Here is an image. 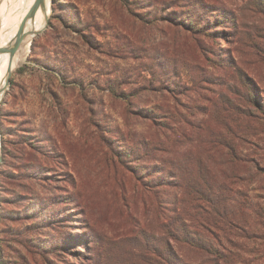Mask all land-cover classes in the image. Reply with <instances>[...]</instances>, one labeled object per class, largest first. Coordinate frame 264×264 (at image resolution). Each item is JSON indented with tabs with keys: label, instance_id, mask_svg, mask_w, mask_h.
Instances as JSON below:
<instances>
[{
	"label": "rangeland",
	"instance_id": "1",
	"mask_svg": "<svg viewBox=\"0 0 264 264\" xmlns=\"http://www.w3.org/2000/svg\"><path fill=\"white\" fill-rule=\"evenodd\" d=\"M49 1L45 27L0 95V264H120L142 241L134 225L158 227L133 172L166 176L163 163L138 155L153 132L124 98L133 112L145 107L173 125L166 112L177 110L194 123L174 124L184 128L182 153L227 105L250 108L245 81L262 104L264 0ZM251 148L264 166V134ZM249 193L264 206V183ZM257 223L264 236V214ZM258 248L246 264H264Z\"/></svg>",
	"mask_w": 264,
	"mask_h": 264
},
{
	"label": "trees",
	"instance_id": "2",
	"mask_svg": "<svg viewBox=\"0 0 264 264\" xmlns=\"http://www.w3.org/2000/svg\"><path fill=\"white\" fill-rule=\"evenodd\" d=\"M191 83L194 91L200 89L197 80ZM245 83L250 108L227 105L230 114L204 128L199 143L185 153L174 151L184 138V128L174 124L185 123L196 129L194 123L177 120V110L166 112V119L174 126L153 112L144 114L145 107H135L133 112L132 102L124 98L127 112L146 121L153 132L150 141L140 142L142 154L138 155H150L153 163H163L166 169L159 172L166 176L152 181L133 172L140 187L153 198L158 227L145 231L134 225L131 232L142 241L127 249L120 264H246V258L264 246L257 223L264 206L254 205L249 193L250 186L264 183V166L249 152L252 140L264 134V102H255L250 82ZM139 160L144 161L134 158L135 162ZM162 187L169 189L172 197ZM1 203L0 198V220ZM178 247L189 248L196 261L183 256ZM95 264L102 263L98 259Z\"/></svg>",
	"mask_w": 264,
	"mask_h": 264
},
{
	"label": "bare ground",
	"instance_id": "3",
	"mask_svg": "<svg viewBox=\"0 0 264 264\" xmlns=\"http://www.w3.org/2000/svg\"><path fill=\"white\" fill-rule=\"evenodd\" d=\"M49 2L46 0L45 8L39 7L34 17L30 18L35 0H0V49H12L23 27V32H30L14 53H0V95L8 77L25 57L29 41L45 27Z\"/></svg>",
	"mask_w": 264,
	"mask_h": 264
},
{
	"label": "water",
	"instance_id": "4",
	"mask_svg": "<svg viewBox=\"0 0 264 264\" xmlns=\"http://www.w3.org/2000/svg\"><path fill=\"white\" fill-rule=\"evenodd\" d=\"M46 6V0H35L34 6L32 7L31 11H30V15L29 17H34L36 11L38 10L39 7L41 8H45ZM24 27L20 30V33L18 34V37L16 39V45L13 46V48L11 49H0V53H5V52H9L10 54L14 53V51H16V49L18 48V46L20 45V43H22L24 41V39L26 38V36H28V34H30V32L25 33L23 32ZM39 32H36V34H38ZM34 36V35H33ZM8 83V80L6 82V84ZM2 162V151H1V131H0V164Z\"/></svg>",
	"mask_w": 264,
	"mask_h": 264
}]
</instances>
